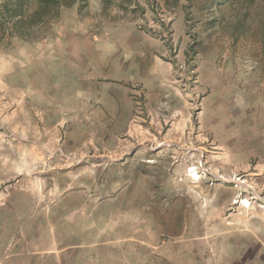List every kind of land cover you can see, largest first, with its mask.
<instances>
[{
    "label": "rangeland",
    "instance_id": "obj_1",
    "mask_svg": "<svg viewBox=\"0 0 264 264\" xmlns=\"http://www.w3.org/2000/svg\"><path fill=\"white\" fill-rule=\"evenodd\" d=\"M205 2L88 0L0 46V264H264V35ZM77 52L139 66L119 123Z\"/></svg>",
    "mask_w": 264,
    "mask_h": 264
},
{
    "label": "trees",
    "instance_id": "obj_2",
    "mask_svg": "<svg viewBox=\"0 0 264 264\" xmlns=\"http://www.w3.org/2000/svg\"><path fill=\"white\" fill-rule=\"evenodd\" d=\"M166 7L177 6L180 0H162ZM182 9L189 16L191 0H184ZM88 0H0V46L10 43L13 38L20 41L41 40L44 37L41 28L58 17L62 9L75 6L81 11ZM206 0L200 5L201 13L210 12L212 8L225 5L234 15L228 23L234 37H241L256 26L261 36L264 35V0ZM143 13L144 8L136 5ZM215 17H210L209 24L214 25Z\"/></svg>",
    "mask_w": 264,
    "mask_h": 264
},
{
    "label": "crops",
    "instance_id": "obj_3",
    "mask_svg": "<svg viewBox=\"0 0 264 264\" xmlns=\"http://www.w3.org/2000/svg\"><path fill=\"white\" fill-rule=\"evenodd\" d=\"M63 45H65V43ZM65 46H67V44ZM63 49L66 50L65 48ZM72 49L74 48L72 47ZM101 55L103 59H105L104 55ZM113 56L115 61L110 66H90L89 61L91 55L85 56L82 52H77L76 55L71 53L69 60H66L67 57L65 56L61 57V62H63L61 70L62 74L64 73L63 77H66V71L69 70L71 76L70 80L75 83V90L86 91L88 92V96L89 93H91L95 99L89 96L88 102H92L89 106L91 109H94V113L97 111L103 113L106 122H110L111 124H114L115 121L119 123V121L124 118V112L122 110L124 107L122 108L121 106H126V108H128L127 106L130 105L128 84L132 80L138 78V73L140 74L139 66L128 61L130 59H128L126 55L114 53ZM81 58L82 61L86 63L85 66L79 61ZM125 62H128V65H125ZM112 127L113 125L111 128Z\"/></svg>",
    "mask_w": 264,
    "mask_h": 264
}]
</instances>
